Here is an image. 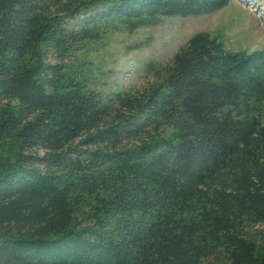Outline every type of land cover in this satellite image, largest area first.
I'll return each instance as SVG.
<instances>
[{
	"label": "trees",
	"instance_id": "1",
	"mask_svg": "<svg viewBox=\"0 0 264 264\" xmlns=\"http://www.w3.org/2000/svg\"><path fill=\"white\" fill-rule=\"evenodd\" d=\"M229 1L0 0V264H264V46L199 31L110 95L83 57Z\"/></svg>",
	"mask_w": 264,
	"mask_h": 264
},
{
	"label": "rangeland",
	"instance_id": "2",
	"mask_svg": "<svg viewBox=\"0 0 264 264\" xmlns=\"http://www.w3.org/2000/svg\"><path fill=\"white\" fill-rule=\"evenodd\" d=\"M199 31L218 36L227 48L253 50L264 46V0H230L198 15H159L155 22L108 30L84 48L96 89L103 95L133 92L156 80L186 40ZM255 235H264V224ZM254 229V230H255ZM206 264H218L209 260Z\"/></svg>",
	"mask_w": 264,
	"mask_h": 264
}]
</instances>
